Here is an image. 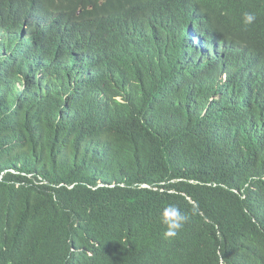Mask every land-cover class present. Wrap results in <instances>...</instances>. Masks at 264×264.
I'll list each match as a JSON object with an SVG mask.
<instances>
[{"label": "trees", "instance_id": "16d2710c", "mask_svg": "<svg viewBox=\"0 0 264 264\" xmlns=\"http://www.w3.org/2000/svg\"><path fill=\"white\" fill-rule=\"evenodd\" d=\"M0 264H264V0H0Z\"/></svg>", "mask_w": 264, "mask_h": 264}, {"label": "clouds", "instance_id": "9594fccd", "mask_svg": "<svg viewBox=\"0 0 264 264\" xmlns=\"http://www.w3.org/2000/svg\"><path fill=\"white\" fill-rule=\"evenodd\" d=\"M255 17L252 14L246 13L245 14V22L251 23ZM161 223L165 225L166 231L164 233L165 238H171L176 235V232L182 227L181 223H177L175 226H171L167 224L163 219H161Z\"/></svg>", "mask_w": 264, "mask_h": 264}]
</instances>
